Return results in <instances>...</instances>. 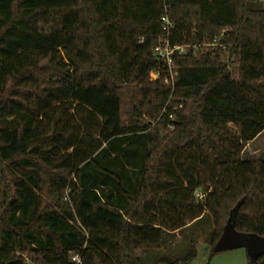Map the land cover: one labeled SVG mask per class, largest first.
Listing matches in <instances>:
<instances>
[{
    "label": "trees",
    "instance_id": "obj_1",
    "mask_svg": "<svg viewBox=\"0 0 264 264\" xmlns=\"http://www.w3.org/2000/svg\"><path fill=\"white\" fill-rule=\"evenodd\" d=\"M262 133L263 0H0V264H189L236 208L264 240Z\"/></svg>",
    "mask_w": 264,
    "mask_h": 264
},
{
    "label": "rangeland",
    "instance_id": "obj_2",
    "mask_svg": "<svg viewBox=\"0 0 264 264\" xmlns=\"http://www.w3.org/2000/svg\"><path fill=\"white\" fill-rule=\"evenodd\" d=\"M264 6V1H263ZM254 152L250 153V151ZM250 151H247L245 156L248 158H264V136L255 144L252 145ZM249 153V154H248ZM212 231V219L207 217L204 222L198 224L195 230L188 231V234H195L200 239L197 244V257L189 264H248V252L246 249H232L222 253H218L215 256L212 255V247L209 243L210 234ZM173 253H175L173 255ZM172 254V255H171ZM162 255L169 256V258H177V256H183L184 248H178L177 244L168 248V253L160 251H151L143 255L145 261L148 264H156L155 261Z\"/></svg>",
    "mask_w": 264,
    "mask_h": 264
},
{
    "label": "built area",
    "instance_id": "obj_3",
    "mask_svg": "<svg viewBox=\"0 0 264 264\" xmlns=\"http://www.w3.org/2000/svg\"><path fill=\"white\" fill-rule=\"evenodd\" d=\"M264 1V0H263ZM166 24V32L159 38L158 45L154 49V55L157 58L160 65H164L166 68L167 77L165 78L164 83L168 85L172 90H174L175 79L177 74L175 73V65H174V56L178 53L180 55H185L187 53V49L185 47L173 46L169 40V31L172 28L170 21L165 18ZM221 47L223 51L226 50L225 46H221L220 40L217 39L213 42L212 45H209V48ZM197 48H195V51ZM152 80H158L161 77V71L152 72L150 74ZM72 262L75 264H81V257L79 255H75L72 258Z\"/></svg>",
    "mask_w": 264,
    "mask_h": 264
},
{
    "label": "water",
    "instance_id": "obj_4",
    "mask_svg": "<svg viewBox=\"0 0 264 264\" xmlns=\"http://www.w3.org/2000/svg\"><path fill=\"white\" fill-rule=\"evenodd\" d=\"M238 214L236 208L231 214L227 226L223 230V234L214 247V253H222L232 249H246L248 256L256 261L264 255V240L253 235L240 234L235 229V221ZM260 264H264V261Z\"/></svg>",
    "mask_w": 264,
    "mask_h": 264
},
{
    "label": "crops",
    "instance_id": "obj_5",
    "mask_svg": "<svg viewBox=\"0 0 264 264\" xmlns=\"http://www.w3.org/2000/svg\"><path fill=\"white\" fill-rule=\"evenodd\" d=\"M263 136H264V133H262L261 136L258 137L256 140H254L253 142H251V143L248 144V146H247V148H246V150H245V153H244V157L246 156L247 151H250L252 145L255 144L256 142H258ZM251 150H252V149H251ZM250 153H253V154H254L253 150L250 151ZM248 154H249V153H248ZM252 159H255V158H252Z\"/></svg>",
    "mask_w": 264,
    "mask_h": 264
}]
</instances>
